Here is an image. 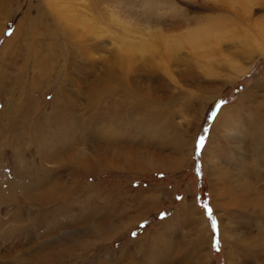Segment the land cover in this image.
Segmentation results:
<instances>
[{
  "label": "rangeland",
  "instance_id": "rangeland-1",
  "mask_svg": "<svg viewBox=\"0 0 264 264\" xmlns=\"http://www.w3.org/2000/svg\"><path fill=\"white\" fill-rule=\"evenodd\" d=\"M67 1L9 0L6 7L0 6V192L14 187L17 196L0 200V264H14L11 261L17 253L29 252L27 262L35 254L47 255L44 242L54 245L55 251L65 244L60 240L77 234L92 244L75 247L61 256L60 264H201L199 256L204 253L207 264H228L229 250L237 253L236 264H256L253 254L241 248L244 244L230 248L227 243L225 249L220 230L231 224L240 236L263 240L264 213L259 209L256 215L234 206L221 209L214 191L222 184L218 181L227 177V187L233 189L236 200L245 187L250 194L264 193V158L250 145L256 138L253 133L260 130L258 118L264 107V0H246L247 9L231 7L229 0ZM208 2L230 6L233 21L234 17L247 21L228 22V13L202 4ZM108 10L132 21L137 41L140 35L144 40L148 32L183 34L198 27L199 22L194 21L183 26L180 20L186 18L202 21L201 17H211L218 25L220 15L225 18L219 20V28L223 26L228 37L210 58L200 51L189 62L190 54L182 49L178 58L184 62L176 65L172 60L168 68V64L157 65L151 78L145 75L146 65L136 59L135 84L141 92L152 90L158 104L152 109L150 103H119L110 111H98L108 118L102 120L92 117L87 105L91 103V83L100 79L108 60L105 49L112 47L110 38L98 39L104 48L83 47L90 54L87 59L75 47L80 56L74 55L75 61L63 68L64 61L57 54L65 43L47 35H52L56 25L62 30V40L83 43L78 34L85 20ZM22 16L28 18L26 22L21 21ZM172 22L182 29L167 26ZM39 55L42 66L37 64ZM224 109H228L225 126L217 133L214 128ZM100 131L108 132V137L98 139ZM231 135L244 138L243 145L236 144ZM68 140L87 141L79 146L80 152L67 149L62 154ZM92 144L105 152L92 151ZM46 148L54 157L45 155ZM142 158L172 167L132 165H139ZM213 161L225 172L213 173L217 181L212 175ZM21 186L29 188L25 191ZM48 192L57 196L42 203L37 197ZM107 222H122L127 227L114 233L105 225V236L83 234L90 226ZM197 226L207 233L202 250L195 240ZM217 239L219 251L214 247Z\"/></svg>",
  "mask_w": 264,
  "mask_h": 264
},
{
  "label": "bare ground",
  "instance_id": "bare-ground-1",
  "mask_svg": "<svg viewBox=\"0 0 264 264\" xmlns=\"http://www.w3.org/2000/svg\"><path fill=\"white\" fill-rule=\"evenodd\" d=\"M8 1L9 0H0V4H1L0 6L3 7V8L6 7L7 5H5V3H7ZM63 2L66 3L68 1L67 0H63ZM73 2H75V1L73 0ZM84 2H85V0H84ZM229 2H230V6L231 7H233L234 5H240L241 9H247L248 8V6H247L248 5V1H246V0H229ZM104 3L105 2H103L102 4H104ZM202 4L206 5L208 8L210 7L212 9H216L217 11L224 10V12H227L228 13V16H227L228 22H234L236 20L247 21L246 17L245 18L244 17H241V18L234 17V21H233L232 20V14L228 12L229 8H231V7L225 5L224 3H219L218 6H213L209 2L208 3H202ZM57 10H58V12L60 14L63 13L62 12L63 9L60 10V8L59 9L57 8ZM109 10H108V12H104V13L103 12H100V13L98 12V15L95 18H91V19H86L85 20L86 23H84V25L81 27V30H79L81 33L78 34V36L80 37V40H82V42L84 41L83 43H81L79 40L78 41H79L80 44L77 43V42H73L71 38H66L65 40H62L64 38V36L61 35V34H63V33H61L62 30L60 28H58L56 25H55V28L53 30L52 35H49V36L47 35L48 38L54 37V38H56V40L58 39V40H61V41H63L65 43V45H63L62 48L58 49L59 51H58V54H57V57H61V59L64 61V64L61 65V67H63V68L69 62H73V61H70V60H72V59L74 60V58H73L74 55L75 56H77V55L80 56V53L77 51V49L75 47L78 46V48L81 50V52L84 53V57L87 59L88 57H90V54L88 53V51H85L83 49V47L85 48V47L90 46V49L93 48V47H94L93 49H95V48L98 49V48H102V47L104 48V47H106V46H103L105 44H103L102 42L100 43L98 41V39H102L104 37L105 38H107V37L110 38L109 41L112 44V47H106V49H105L109 53L108 60L106 62H104V63H106V65L104 67L103 73L100 76V79L99 78H98V80L95 79L91 83L92 86H90V87H92V92H91V95L89 97L91 103H88V105H87L89 107L88 110L92 111L90 113L92 115V117H99V119H102V120H107L108 118H103V116L105 115L104 112H98V111H103L104 109L106 111H110L111 109L117 108V105L119 103L120 104H126V105H128V104L141 105L143 103H150L151 106H152V109L154 107V103L158 104L156 102V100L154 98H152L153 97L152 96V90L144 88L142 90V92H141L139 90L140 87L137 86L138 83L136 82L137 85L135 84V76L134 75L139 70V69L136 70L137 68L134 67V65L137 64L136 59H138V58L141 59V61H142L141 64L143 63L144 65H146L145 67L147 69H146V74L145 75H147L148 78H151L152 75L156 74L155 71L157 69H155V68L157 67V65H160L162 63L167 65L168 62L171 63L172 60H173V62L176 65H177L178 62H180V63H182V61L184 62L185 60L183 58H178L179 56H181V53H182L181 50L182 49H186V51H188V53L190 54V57L188 58L189 62H191V61H193V59H195V58L191 57V55H193V56H195L197 58V55L199 53H201V52H203L204 58H210V55H212L213 53L217 52L218 51L217 49L221 48L222 39L225 36L228 37L226 32L224 31V29H221V28H224V27L221 26V28H219L220 25H221V23H219V20L225 18L222 15H220L218 17L219 18L218 19V25L219 26L214 23V20H212L211 17H208V18L201 17L202 21L206 22V24H204V25H201L202 21L200 20V18L198 20L191 18L190 20H192V21H187L189 19L186 18L185 22H182L180 20V22H181V24L183 26L186 25V24L189 25L190 23H188V22H193L194 21V22H199L198 27H194L192 29H188L187 31L183 32V34L162 35V32H158V33L148 32V33L145 34V35H147V37L144 40H143L144 37H142L140 35L142 40L140 39L139 41H137L136 37H135L136 36V28L137 27L135 26V28L133 29L132 21H129L128 19H127L128 20L127 21L126 19H123L121 16H118V14H117L118 12L116 13L117 15L114 14V13H111V12L109 13ZM242 12L244 13L245 11H242ZM244 14L246 15L248 13L246 12ZM84 15H86V14H84ZM93 15H95V13ZM93 15H92V17H93ZM183 15H185V14H183ZM80 17L83 20V16H80ZM46 18H48V17H46ZM81 18H78V19L81 20ZM27 19L28 18H26L25 16L21 17V21L22 22H26ZM75 19H77V18L75 17ZM177 22H172V24H169V23H166V24H167V26L172 27L173 30L180 31L182 28L179 29V27L177 25ZM20 24H21V22H20ZM50 25H51V23L48 26L51 27ZM160 25H163V24L161 23ZM68 26H70V25H68ZM148 28H150V27H148ZM235 29H238V28H235ZM16 31H17V29L15 30V33H13V36H15ZM75 37H77V36H75ZM95 40L98 41V43L94 42ZM230 41H234V38L233 39L230 38ZM86 42H89V43H86ZM7 44L9 45L10 43H7ZM225 44L226 43H224V45ZM8 45H6V46H8ZM91 46H93V47H91ZM243 47H245V46H243ZM97 49H95V50H97ZM139 49H140V51H139ZM28 51H29V48H28ZM243 52H244L243 54H245L244 50H243ZM249 54H251V53H249ZM82 56L83 55L81 54V58H82ZM57 57L56 58H52V59H57ZM81 58L79 57V59H81ZM37 60H38V63H37L38 66L39 65L42 66L43 65V59H42V57L40 55L37 56ZM134 62H136V64H134ZM187 65H189V67H190V64H187ZM169 66L170 65L168 64L167 68ZM42 70H41L42 71L41 75H43L45 73L44 69H42ZM158 72H159V70H158ZM69 73H72V72L70 71ZM160 79H162V78H160ZM136 91H138V92H136ZM109 98H112V103H108L109 104L108 106L112 105L111 107H108L107 104H106V100L109 99ZM64 101L65 100H63V102ZM104 104H106V106ZM142 107H145V106H142ZM145 108H147V107H145ZM147 109L151 110L150 108H147ZM155 110H158V109H155ZM227 110L228 109L222 110L220 115H219V119H218V121L216 123V126L214 128L215 132H217V133L223 131V128H224L223 126H225L224 125V122H225L224 120H225V117L227 116V113H228ZM60 111H62V110H60ZM157 112H159V111H157ZM127 113H128V111H127ZM154 118L156 119L157 115H155ZM258 119H259V122H260L259 126L261 124L260 130H259V132L253 133V135H255L256 138H252L253 140L251 141L250 145H253V147L255 149H258L259 153L264 158V107H263V111H262L261 117H259ZM63 129H64V131L66 130L65 128H63ZM83 132H84V130H83ZM229 133L230 132L228 131V134ZM97 137H99L98 139H102V140L106 139L108 137V132L100 131L99 134H97ZM230 137H231L232 140H235L236 144L237 143L241 144V141H242V143L244 142V138H241L239 136L231 135ZM47 141H49V140H47ZM86 141H81V140H78V141L73 140L72 141V140H68V142H66L62 146V150H61L62 154L64 152H66L67 149H68V151H72V150L75 151L77 149V151L80 152V149H78V148H81V147H79V146L81 145V143L86 142ZM241 145H243V144H241ZM89 146L93 149L92 151L96 150V152H97L99 150V152H101V153L105 152V151H103V149L98 148L97 145H93L92 144V145H89ZM43 148H44V146H43ZM43 150L47 151L45 153V155L48 154L47 155L48 157H51V158L54 157V152L53 151L50 152L49 150H47V148L43 149ZM81 151H83V149H81ZM242 151H244V150H242ZM51 153H52V155H51ZM40 154H41V152H40ZM85 159H86L85 157H82L81 161L85 162ZM98 162H100V161H98ZM159 163L161 164L160 160H159V162H157L155 160L143 159L142 158V160L140 161L139 165H136L134 163L132 165L134 167H137V168L139 167V168H142V169H160V168H162V169L166 170V169L172 167L171 165L168 166L167 164H163L164 162L162 163V165H160ZM243 163H244V161H243ZM217 167H219V165L213 161L212 167H211L212 175H213V173L219 172V171H222L221 173L224 175L225 172L223 171V168H221V170H219ZM213 178L215 179V181H217V179L214 177V175H213ZM218 180H220V178ZM218 182L222 183V184L220 183L221 186L223 185V187H221V186H220V188L217 187L218 189H215V191H214L215 196H219V199H220L219 203L217 205L219 208L222 207L223 209L226 210L228 207L230 208V207L234 206V207H237V208H241V210L242 209H244V210L247 209L249 212L252 211V213H254L256 215H257V211L259 209L262 211V213H264V197H261V196H264V193L262 195H260L258 192H257L258 195L256 193H255V195L254 194H250L249 191H246V187H245V188H243L240 191L241 199L240 200H236L238 197H235V195L233 194V191H232L233 189L232 188L229 189L227 187L228 186L227 177H224L223 180L221 179ZM22 188L24 189L25 187L23 186ZM28 188H25L24 190L26 191ZM7 191L5 193H4V190L0 192V200H4L6 198L7 199H13V198L16 199L17 198L16 193H14V191H15L14 187H12V189L7 190ZM262 192H264V191H262ZM228 194L230 195L229 197H232V198H228L227 197ZM56 196L57 195L55 193L49 195V192H48L45 195H43V196L41 195V196H39L37 198L40 199V201L42 203L43 202L45 203V202H48L51 198L54 199ZM33 201H39V200H35L34 199ZM261 220L264 221V216H263V218H261ZM103 224L104 225L100 224L99 226H97V225L90 226L89 230L88 231L86 230V232H84L83 234L85 235L87 232L88 233L92 232V234L99 233L100 235L105 236L103 234V232H102V228L104 229L105 225H106L105 227H109L110 231H112V232L114 231V233H118L120 230H122V229L127 227V225L122 224V222L118 223V224L117 223H112V222L111 223L107 222L106 224L105 223H103ZM222 226H221V230L220 231H221V234H222V236L224 238L223 242H224L225 249H226V247L229 248L228 244L230 245V248L231 247L235 248V246H238V248H240L239 244H241V245L244 244L245 246L243 245L241 248H245V250L248 249L249 251L247 250V252H249V253L251 252L250 254H253L252 256L254 258H252V259H254L255 263L256 264H264V238H263V240L256 241L255 238L251 239V238H248L246 236H240V234L235 233L234 227L231 226V224L230 225H225V226L222 225ZM59 227H62V226H59ZM109 228L107 230H109ZM196 228H197V232H198V234H196V236L198 237V240H197V237H195V240L199 243V245H198L199 249L202 250V248H204L205 243L207 241V233H206V231H205V229L203 227L202 228H200V227L198 228V226H197ZM81 235L77 234L76 235L77 237H75L73 235V236H71L69 238V240H66L67 239L66 237H65L66 239L60 240V242L62 244H64V243L65 244L62 245V248H60V249L58 248V250L55 248V251L52 249L54 247V245H52L53 247H51L50 243L48 241H46V242H44V246L45 247H43V249H45L44 252L48 253L47 255H43V253H39L38 255L35 254V255H33L31 257V260L29 262H27L28 257L30 256L29 252L17 253V254H15L16 256L14 255V258L12 259L11 263H14V264H58L60 261H62L61 260V256H64L65 254L70 253L71 250H74L75 247L84 248L88 244H92V242L87 243L85 241H82L80 239ZM111 235H112V233H111ZM61 243H58V244H61ZM94 243L95 242H93V244ZM201 250H200V252H201ZM234 251L231 250V252H230V250H229V252H227V259H228V262H229L228 264H236L239 261L236 258L237 253L234 252ZM202 253H204V252H202ZM9 258H11V257H9ZM58 258H59V260H58ZM199 259H200V263L201 264H207L206 254L205 253L201 254V256H199Z\"/></svg>",
  "mask_w": 264,
  "mask_h": 264
},
{
  "label": "snow or ice",
  "instance_id": "snow-or-ice-1",
  "mask_svg": "<svg viewBox=\"0 0 264 264\" xmlns=\"http://www.w3.org/2000/svg\"><path fill=\"white\" fill-rule=\"evenodd\" d=\"M199 143H200V145L203 144V137L200 138ZM208 214H209V216H211V210L210 209L208 210ZM212 227H213V230L215 231L216 230V221L214 219L212 220ZM133 235H135V233ZM214 247L216 248L217 251H219V240L218 239L215 241Z\"/></svg>",
  "mask_w": 264,
  "mask_h": 264
}]
</instances>
